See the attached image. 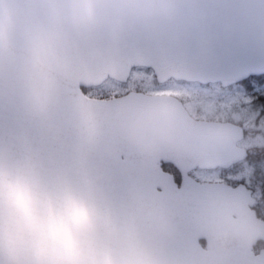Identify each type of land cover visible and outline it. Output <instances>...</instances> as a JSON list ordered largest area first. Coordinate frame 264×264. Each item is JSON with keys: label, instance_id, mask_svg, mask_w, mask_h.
Returning a JSON list of instances; mask_svg holds the SVG:
<instances>
[{"label": "water", "instance_id": "water-1", "mask_svg": "<svg viewBox=\"0 0 264 264\" xmlns=\"http://www.w3.org/2000/svg\"><path fill=\"white\" fill-rule=\"evenodd\" d=\"M60 3L0 0V163L86 191L103 213L101 243L131 257L121 264H264L250 190L189 174L242 159L240 125L194 118L171 94L82 90L125 82L133 67L222 86L264 74V0H97L92 29L62 25ZM115 14L113 39L103 21ZM38 32L48 36L33 56Z\"/></svg>", "mask_w": 264, "mask_h": 264}, {"label": "clouds", "instance_id": "clouds-1", "mask_svg": "<svg viewBox=\"0 0 264 264\" xmlns=\"http://www.w3.org/2000/svg\"><path fill=\"white\" fill-rule=\"evenodd\" d=\"M97 0H61L52 15L73 29H92L102 21ZM115 39L120 14L103 21ZM48 33L32 39L33 56ZM103 213L86 191L50 189L24 166L0 163V264H121L131 258L98 238Z\"/></svg>", "mask_w": 264, "mask_h": 264}, {"label": "rangeland", "instance_id": "rangeland-1", "mask_svg": "<svg viewBox=\"0 0 264 264\" xmlns=\"http://www.w3.org/2000/svg\"><path fill=\"white\" fill-rule=\"evenodd\" d=\"M151 80H154V77L150 69L134 67L125 83L108 78L97 86L85 88L84 93L93 97H102L123 93L134 85L138 87L145 86L147 91H170L177 95L179 94L187 100L186 105L191 112H196L202 117L219 118L238 117V114L232 111L231 107H234L235 103L241 102L245 98L242 85L222 89L213 83L202 86L179 82L157 85V83L151 84ZM192 174L203 181L220 179L224 172H221L218 168H195L192 170ZM228 174L235 178L244 179H248L249 175H251L249 179L253 182L254 187L264 193V157L255 161L250 159L244 161L229 171Z\"/></svg>", "mask_w": 264, "mask_h": 264}, {"label": "flooded vegetation", "instance_id": "flooded-vegetation-1", "mask_svg": "<svg viewBox=\"0 0 264 264\" xmlns=\"http://www.w3.org/2000/svg\"><path fill=\"white\" fill-rule=\"evenodd\" d=\"M154 77V76H153ZM170 82H179V83H192L197 85H210L212 83H201L199 81H185V80H175L173 78H169L163 82H157L155 77L154 80H151V84L157 83V85H164ZM125 83V82H120ZM219 88L226 89L232 86L236 85H242L244 90V100L239 101L238 103H235L234 107L232 106V111L236 112L238 114V117L231 118L232 116L226 117V118H219V117H202L196 112H191L187 105H186V99L181 96L177 95L176 93H172L170 91H147L145 89V86H136L128 89L127 91L116 94L121 95L124 94L130 90L135 91H143L148 94H171L177 97L186 110L189 112V114L194 118H204V119H214V120H220V121H231L237 125H240L242 128V135L239 139L236 140V146L241 147L244 151V156L242 159L238 160L237 162L231 164L227 168H220L217 167L221 172H224L223 176L220 179H215L211 181H223L227 184H230L231 186H236L238 184H244L246 189L250 190V195L253 197V201L251 204V208L254 210L255 215L260 218L261 220H264V193L261 192V190L256 189L253 185V182L251 181L250 176L248 179L244 178H235L228 174L229 171L233 170L234 167L239 165L240 163L244 161H248L249 159L251 161H255L258 159H261L264 157V74H258V75H251L247 77L246 79L236 82L233 84H230L228 86H222L220 83H213ZM262 86V87H261ZM92 87V86H90ZM88 88V87H86ZM85 89V88H84ZM116 95H108V96H102V97H111ZM163 164L169 165V170L163 168ZM161 166L163 170L169 172L172 174L174 181L179 184L181 180V176L179 171L169 162H162ZM198 168V167H196ZM195 169V168H193ZM189 171V174L192 175L194 178L198 179L192 174V170ZM216 169V168H213ZM255 178V177H254ZM200 244L202 247H205V240L199 239ZM264 248V239L258 238L253 244H252V251L255 253L259 252L261 249Z\"/></svg>", "mask_w": 264, "mask_h": 264}, {"label": "trees", "instance_id": "trees-1", "mask_svg": "<svg viewBox=\"0 0 264 264\" xmlns=\"http://www.w3.org/2000/svg\"><path fill=\"white\" fill-rule=\"evenodd\" d=\"M162 166H163V168L169 170V165L168 164H163Z\"/></svg>", "mask_w": 264, "mask_h": 264}, {"label": "snow or ice", "instance_id": "snow-or-ice-1", "mask_svg": "<svg viewBox=\"0 0 264 264\" xmlns=\"http://www.w3.org/2000/svg\"><path fill=\"white\" fill-rule=\"evenodd\" d=\"M135 90V89H134Z\"/></svg>", "mask_w": 264, "mask_h": 264}]
</instances>
